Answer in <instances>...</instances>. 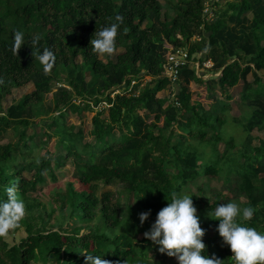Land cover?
Here are the masks:
<instances>
[{
  "label": "trees",
  "instance_id": "trees-1",
  "mask_svg": "<svg viewBox=\"0 0 264 264\" xmlns=\"http://www.w3.org/2000/svg\"><path fill=\"white\" fill-rule=\"evenodd\" d=\"M168 1L176 14L172 20L160 0H0V134L30 125L33 108L57 85L60 69L69 72L65 81L75 98L66 89L58 91L54 111H90L88 104L77 105L76 100L88 103L87 95L93 93L101 97L95 106L107 107L92 119L93 142L81 140V132L75 139L67 136L62 120L47 125L59 130L63 156L51 158L45 133L33 145L29 166L25 159L17 164L11 144L0 146V198L6 199L7 187L17 185L27 214L21 222L27 237L20 244L10 247L0 238V264H85L84 252L101 255L110 264H178L144 237L173 193L192 196L205 230V254H214L224 264H233V254L216 231L219 221L209 216L219 204L242 198V208L255 209L246 226L264 231V140L254 145L252 135L264 132V100L250 92L246 82L251 73L264 79V0L230 2L224 9H218V2L212 21L203 19L204 0ZM117 14L125 20L116 52L94 53V33L114 22ZM15 30L25 33L27 44L17 55L12 51ZM35 35L41 37L38 48L31 47ZM175 48L187 51L189 63L179 68L171 84L163 76V65ZM44 49L56 57L47 74L37 59ZM205 63L212 64L208 80L194 68L198 64L201 70ZM87 75L95 80L92 90ZM145 77L150 82L136 95ZM241 81L245 90L239 98L252 104H244L247 110L235 117L228 102ZM29 85L30 94L4 107L14 91ZM192 85L204 87L208 108L192 102ZM170 88L175 90L173 98L158 97ZM20 136L26 138L24 131ZM67 163L73 167V179L62 187L55 171ZM28 171L31 179L24 176ZM202 178H225L228 194L214 192L213 200L206 201V188L197 185ZM48 181L55 204L49 210L32 196ZM115 183L124 187L132 203L122 204V192L97 196L98 184ZM148 210L151 215L141 226L139 214ZM98 215L101 224L91 225Z\"/></svg>",
  "mask_w": 264,
  "mask_h": 264
},
{
  "label": "clouds",
  "instance_id": "clouds-1",
  "mask_svg": "<svg viewBox=\"0 0 264 264\" xmlns=\"http://www.w3.org/2000/svg\"><path fill=\"white\" fill-rule=\"evenodd\" d=\"M124 16L117 14L114 22L96 30L90 45L94 53L112 56L117 50V36ZM41 37L35 35L31 39V47L38 48ZM12 51L17 55L25 42V33L15 30L13 33ZM37 59L45 74L49 73L55 64V54L44 49ZM2 82V81H0ZM39 163V160L36 161ZM6 199L0 198V238H5L11 231L21 227L26 216V203L18 195L17 185L5 189ZM255 209L243 207L237 202L219 204L209 215L218 220L216 229L222 237L223 244L228 245L232 252L233 264H264V231L246 226L253 220ZM151 215V210L139 214L141 226ZM205 230L201 227L200 217L193 199L187 193H173L171 201L156 215L154 223L144 233L147 240L159 246V252L168 257H175L178 264H224V261L214 254H205L206 245L203 242ZM85 254V264H110L101 255Z\"/></svg>",
  "mask_w": 264,
  "mask_h": 264
},
{
  "label": "rangeland",
  "instance_id": "rangeland-1",
  "mask_svg": "<svg viewBox=\"0 0 264 264\" xmlns=\"http://www.w3.org/2000/svg\"><path fill=\"white\" fill-rule=\"evenodd\" d=\"M161 3L164 5V14L167 17L168 20H172L174 16L176 15L175 12L170 8V2L168 0H160ZM239 0H218L219 7L218 9H224L227 3H235ZM217 2V3H218ZM216 9V7H215ZM249 17H251L249 15ZM212 67L211 63H205V65L202 67V69H199V65L195 66L197 73L203 77L204 80H208L211 78V74L208 72V70ZM77 74V73H76ZM204 74V75H202ZM72 75V74H71ZM69 76V72L60 69L59 76L56 78L57 85H55L54 89L45 96V99L43 103L33 108V119L30 122V125L28 127H20L18 131L14 129H10L4 133L0 134V146L11 144L14 147V154L19 157L18 165H22L24 162V159L27 160L25 163L26 165H31L32 163V152L35 150L34 144L37 145L38 141L41 140L42 135L45 133L47 134L49 138V144H48V151L49 155L53 159L57 156H63L65 155V152L62 148V144L60 143V137L58 134H56L59 130L55 126L49 128L47 125L53 120H62V127H63V133H65L67 136H69L72 139H75L79 137L78 132H81L80 139L84 140V142H93V137L91 136V125H92V119L96 115V113L101 112L103 109L105 110V105L100 104L98 106H95L94 100H97V98H101L96 93H93L88 96V103L82 102V100L78 99L76 100L77 105L84 106L85 104H88L90 108H92L90 111H84L79 115L73 114L70 110H63L62 112H56L54 111V98L58 91L60 90H68L71 95L74 96V91L67 86L66 79ZM87 84L89 85L88 88L90 90L94 89V83L95 80L91 78V76L87 75L86 77ZM150 82V78L145 77L142 81V83L139 86L138 92L145 86L146 83ZM248 82V88L250 89V92L256 93L261 96V99L264 100V79L263 75L259 74V77H256L254 73H251L247 77ZM133 85V83H132ZM191 92H192V102H201L205 108H208L210 106V101H207L205 99V91L204 87L202 86H196L192 85L190 86ZM245 90V84L243 81H241L235 88H233L230 91V95L232 96V100L228 102V104L232 107V115L237 117L239 116L240 112L246 111L247 108L244 106L252 104V101H242L239 98V94ZM33 91V86L29 85L24 87L21 90L14 91L12 96H10L7 101L4 100L3 104L4 107L10 106L13 102H18L20 99H22L25 95L30 94ZM175 94V90L170 88L166 92H162L158 94L159 98H173ZM142 117L145 118V115L143 112L139 113ZM104 117H107V113L105 112ZM21 131H24L26 134L25 139H21L20 133ZM253 137L255 138L253 144L257 145L258 140H264V132H253ZM33 138V144H28V140ZM25 143L27 144V147H25ZM220 149H223V146L220 145ZM23 155L26 156V158L23 157ZM53 167V163H52ZM56 176L58 177V184L62 187L65 186L67 182H69L71 179H73V167L70 163H67V165L60 171H55ZM24 176L27 179H31L32 173L30 171L26 172ZM224 179V180H223ZM221 179H209V178H202L197 182V185L200 187L203 186L206 188V192L204 195V199L206 201H212L214 192H219L222 195L228 194V186L225 178ZM124 187L119 184L115 183L111 186H104L103 184H98L96 194L100 198L102 194L104 193H112L116 194L117 192H122V204L127 205L129 202H133L132 197L129 198V195L123 191ZM189 191L192 194H195L199 196V193H197V189L195 186H190ZM209 189V190H208ZM53 191L52 184L50 181L47 182V185H44L38 189V191L34 194H32L33 197H38L43 205L46 206V209L49 210L50 206L54 204V198L51 195V192ZM222 197V200H225V197ZM232 194L229 193V197L231 198ZM127 198V200H126ZM129 198V201H128ZM239 203L244 202L242 198H240ZM235 202V201H233ZM238 203V204H239ZM240 205V204H239ZM55 206V204H54ZM241 206V205H240ZM124 208V206H123ZM242 208V206H241ZM27 217V214L25 218ZM45 220L48 221V218L46 215H44ZM99 215L97 216V219L91 223L92 224H101ZM38 224H40L39 221H37ZM52 220L49 221V224H52ZM82 235L87 234V230L85 229L82 233ZM208 236L213 235V231H209L207 233ZM27 237L26 231L24 227H21L19 231H11L7 237H5V241L8 243V245L14 246L20 244L22 240H24ZM142 239V235L138 236V240Z\"/></svg>",
  "mask_w": 264,
  "mask_h": 264
},
{
  "label": "built area",
  "instance_id": "built-area-1",
  "mask_svg": "<svg viewBox=\"0 0 264 264\" xmlns=\"http://www.w3.org/2000/svg\"><path fill=\"white\" fill-rule=\"evenodd\" d=\"M204 1V9L202 11L203 19L206 21H212L215 15V4H217L218 0ZM188 63L189 60L187 51L182 48H175L169 52L165 58V64L163 65V76L171 84H174L177 80L179 68L187 65ZM194 66H197V64ZM216 76H218V74Z\"/></svg>",
  "mask_w": 264,
  "mask_h": 264
},
{
  "label": "crops",
  "instance_id": "crops-1",
  "mask_svg": "<svg viewBox=\"0 0 264 264\" xmlns=\"http://www.w3.org/2000/svg\"><path fill=\"white\" fill-rule=\"evenodd\" d=\"M212 65V64H211Z\"/></svg>",
  "mask_w": 264,
  "mask_h": 264
}]
</instances>
